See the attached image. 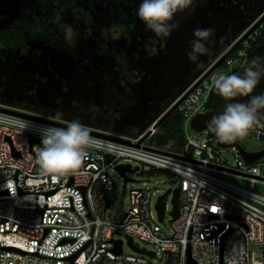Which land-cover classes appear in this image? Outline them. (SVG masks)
Here are the masks:
<instances>
[{"label":"built area","instance_id":"2783aa9c","mask_svg":"<svg viewBox=\"0 0 264 264\" xmlns=\"http://www.w3.org/2000/svg\"><path fill=\"white\" fill-rule=\"evenodd\" d=\"M257 20L168 107L176 105L184 119L186 143L179 152L147 143L158 131L159 116L141 134L107 133L129 142L90 134L102 146L87 149L80 169L63 176L44 174L36 162L42 147L39 129L61 126L0 111V264H155L158 257L165 264H187L189 253L198 264H264V190L257 188L264 185V176L259 160L246 161L236 144L222 146L240 144L243 137L223 142L209 129L196 131L200 138L189 132L192 117L208 111L213 76L247 65L264 33V20L243 36ZM241 38L219 64L227 70L217 66L199 82ZM246 136L264 141V120ZM226 150L233 161L222 156ZM119 164L138 167L134 173L142 174L141 180L126 181L129 170L122 174ZM162 173L173 175L174 188L167 189L178 188L179 206L173 217L165 197L160 221L155 204L166 181L155 176ZM225 176L249 181L250 187ZM119 177L125 179L124 186L134 185L124 217L114 219L107 215L113 206L109 193ZM127 235L153 245L154 256L137 252L129 243L132 250L125 252ZM119 239L120 253L115 250Z\"/></svg>","mask_w":264,"mask_h":264},{"label":"flooded vegetation","instance_id":"af4514ba","mask_svg":"<svg viewBox=\"0 0 264 264\" xmlns=\"http://www.w3.org/2000/svg\"><path fill=\"white\" fill-rule=\"evenodd\" d=\"M52 1L0 0V106L50 116L65 124L79 119L89 130L124 135L140 131L152 118L162 116L171 99L197 74L198 67L187 53L201 18L210 14L224 18L223 33L209 44L211 53L201 57L202 66L211 63L233 36L264 14V3L260 6L259 0H210L207 11L196 17L194 9L204 0H194L192 7L177 17L182 41L176 46L179 41L174 31L164 40L147 30L136 31L137 11H133L131 17H111L113 34L98 39L90 48L64 44L60 30L66 21L84 32V22L92 20V15L84 13L81 21L66 18L71 0H55L56 5ZM130 1L135 6L136 0ZM235 1L239 2L236 10L223 15ZM22 5L28 7L27 12ZM42 5L49 10L43 11ZM90 31L95 35V29ZM153 48L156 53L150 56L148 51Z\"/></svg>","mask_w":264,"mask_h":264},{"label":"clouds","instance_id":"9594fccd","mask_svg":"<svg viewBox=\"0 0 264 264\" xmlns=\"http://www.w3.org/2000/svg\"><path fill=\"white\" fill-rule=\"evenodd\" d=\"M194 0H140L136 15L156 38L164 40L171 36L178 24L174 21L177 13L189 10ZM215 35L213 28H196L187 53L189 61L200 67L202 56L209 55ZM153 48L150 55H155ZM264 78V56L254 57L243 69L242 74L218 73L211 80L212 88L228 102L223 111L207 122L208 129L223 142L244 137L264 120V94L253 95L249 100L234 99L247 97ZM59 102V100H58ZM42 147L37 150L36 162L44 174L63 176L80 169L87 149L101 147L79 119L69 121L66 127L44 125L39 129ZM218 210V209H217Z\"/></svg>","mask_w":264,"mask_h":264},{"label":"rangeland","instance_id":"374dc122","mask_svg":"<svg viewBox=\"0 0 264 264\" xmlns=\"http://www.w3.org/2000/svg\"><path fill=\"white\" fill-rule=\"evenodd\" d=\"M9 1H14V2L16 1V2L20 3V0H7V2H9ZM209 1L210 0H204V4L202 3V6L200 8L194 9L196 11V14H195L196 17H201V14L205 13L207 11L206 6L209 3ZM245 1L247 3H249L252 0H245ZM259 1H260L259 2L260 6H261L262 3H264V0H259ZM70 3H72V5H71L70 9H68L69 12L65 11L66 14L64 16L66 18L72 17L74 19L76 18L77 21H78V19H79V21H81L80 19L83 17V14L89 13L92 15L91 16L92 20H85L84 23H85V26H87V27H85V26L83 27L84 32L79 31V28L73 29V27L65 21L64 23H66V24H63L61 27V30H60L62 33V37H61L62 41H64V44L71 45V46L74 44L80 43L81 45H86V47L90 46V48H91V46H92L91 44H93L94 42L98 43V39H104V38L106 39V37H109L113 34V27L115 25H113V24L111 25V22H110L111 17L116 16V15H120V16L124 15L127 17H131L132 12L137 11L140 0H136L135 6L133 5L132 1H130V0H71ZM52 4L56 5L57 1H55V0L52 1ZM237 5H239L238 1H235V3H230V5L227 9L228 13H226V14L223 13V15L229 16L230 13H232L234 10H236ZM133 7H135L136 9ZM41 8L43 11L49 10L46 5H44V6L42 5ZM62 9L64 10V8H62ZM22 10L24 12H27L28 7H25L22 5ZM180 16H181V13H177L176 16L174 17L175 18L174 22L176 24H179L177 17H180ZM232 16H234V15L232 14ZM201 19H203V20H201L197 24V28H213L215 30V35L213 37H211V41L213 40V38L217 37L216 35H218V33H223L224 28L221 26V24L224 22L223 21L224 18H222V16L220 18V16H218V15L210 14V16L208 18H201ZM135 21L137 24L136 31H141V32L144 31L145 26L138 19L137 16H136ZM90 22H91V24H90L91 27L89 28L88 24ZM233 22L234 21H232V23ZM235 22H236V20H235ZM90 29H95V35L93 33H91ZM174 32L177 33V35H176L177 41H179L176 43V46H180V43L182 41V39L180 38V32H179V30L178 31L174 30ZM86 35H88V36H86ZM189 36H190L189 39H191L192 33ZM80 37H81V39H80ZM168 45H170V43H168ZM214 51L217 52L218 48L214 49ZM148 53L150 54L151 52L148 51ZM178 62H175L173 65L177 66ZM181 64H183V63H181ZM181 64L179 65V71L182 70ZM46 68H48V66H46ZM147 69L151 71L153 69V67L148 66ZM217 70H227V69L224 65H222V66H219L217 68ZM40 117H42V116H40ZM47 118L54 120L50 116H47ZM189 132L192 133L197 138L201 137V133L193 131L192 129H190ZM138 133H139V131L134 132L132 135H137ZM128 136H130V135H128ZM239 142L248 151H257V150L264 148V141H259V140H256L254 138H251L249 136H244L243 138L240 139ZM221 154L223 157H225L229 161L234 160V155L227 150L222 151ZM123 163H127V162H123ZM259 163L261 164L262 176H264V156L260 158ZM172 176L173 175L170 173H162V174H158L157 176H155V179H159V180L164 179L166 181V185H165V187H166L165 191H166L168 187H171L169 185H172L174 188V183H171V181H170ZM127 177L137 179V180H141L142 174H139L138 172L134 173V172L128 171L126 174V178ZM225 178H227L231 181L238 182V183L242 184L243 186L250 187L249 181L239 180L235 176H225ZM124 180L125 179H121L119 177L117 182H116V186H115L114 190L109 193L110 198L113 200V206L111 209H109L107 211V215L113 217L114 219H122L124 217L125 209L130 204L129 190H130V188L133 187L134 184H132L131 182H128L127 185L124 186V182H125ZM257 188H258V190L263 191L264 185H257ZM171 199H172V194L170 193L168 196H166V200L168 202L169 210H171L173 207L172 203H171ZM117 237L118 236H116V238ZM124 239H125L124 246H123L124 251L130 252L132 249L128 245L126 238H124ZM133 240L135 241V243H137L142 248H145L147 250L153 249V245H151L147 242H144V241L138 239L137 237H135ZM154 263L155 264H165V260L163 257H158L154 261Z\"/></svg>","mask_w":264,"mask_h":264},{"label":"water","instance_id":"95a60500","mask_svg":"<svg viewBox=\"0 0 264 264\" xmlns=\"http://www.w3.org/2000/svg\"><path fill=\"white\" fill-rule=\"evenodd\" d=\"M255 20V18L252 19V21ZM264 20V14L262 15V17L260 19H258V21H256V23H254V25L249 29V31H247L243 38L247 37L262 21ZM251 21V22H252ZM240 33V32H239ZM238 33V34H239ZM243 38H241L240 40H238L232 47L231 49L199 80V82H201L210 72H212L217 66H219V64L231 53V51H233L238 45L239 43L243 40ZM257 56H264V42L260 43L258 45H256L253 50H252V57H257ZM210 64V62H208L206 64V66L204 67V69ZM201 73V72H200ZM200 73H198L196 75V77H194V79H196ZM193 79V80H194ZM189 81L188 83H186L184 85V87L171 99V101L168 103V105L166 106V108L163 111H166L168 109V107L172 104V102L180 95L184 92V90L193 82ZM199 82H197L187 93L186 95L192 91L198 84ZM264 85V78L261 79V81L259 82V84L256 86V88L253 90H257L259 88H261ZM234 99H239L241 101H246L249 100V95L247 97H238V98H234ZM228 102V101H227ZM226 102V103H227ZM225 103V105H226ZM225 105L220 108V109H216V110H210L204 113H198L195 116L192 117L191 121H190V127L195 130V131H202L204 129H208L207 127V122L212 118L213 115L223 111V108L225 107ZM176 105L172 106L170 109H168L161 117L160 122L166 118L167 115H169L172 111L175 110ZM0 111L2 112H7V113H11V114H15V115H19V116H23L26 118H30V119H34V120H38V121H42L45 123H49V124H53V125H57V126H61V127H66L67 124L63 123V122H58L55 120H52L50 118H45V117H40V116H36V115H31V114H25L13 109H9V108H4L0 106ZM262 112H264V109L261 110ZM157 117L152 118L150 121H148L147 123H145L143 125V127L140 129L138 134H141L148 126L149 124H151V122L153 120H155ZM90 134L96 135V136H100V137H104V138H111V139H116V140H120V141H125V142H129L128 140L124 139V138H120V137H116L114 135L111 134H107V133H102V132H97V131H92L89 130ZM124 135V134H122ZM215 135V134H214ZM232 144H236L239 147L240 153L242 155V157L248 161V162H256L258 160H260L261 157L264 156V148L257 150V151H248L246 150L242 145L238 144V143H229V144H222V146H231ZM117 169L122 173L125 174L126 171H131V172H135L136 170H138V167L136 168H132L130 164H119L117 166ZM128 180H132L129 179L128 177L126 178V181ZM172 194V199H171V203L173 206L172 211H170V214L173 217H176L177 213H178V206H179V190L178 188H175L173 190L171 189H167L162 195H160L158 197V200L155 204V207L158 211L159 214V219L160 221L164 220V214H165V205H166V200L165 197L168 196L169 194ZM107 205L110 206V199H108L107 201ZM127 239H128V243L132 246V248L134 250H136L139 253H143V254H148L151 256H154V252L150 251V250H145L143 248H140L138 246H136L133 242V238L132 236L127 235ZM117 245L115 247L116 252H121L122 250V240L119 239L116 241ZM187 264H198L195 260L192 259V257L190 256V253L188 254V259H187Z\"/></svg>","mask_w":264,"mask_h":264},{"label":"trees","instance_id":"16d2710c","mask_svg":"<svg viewBox=\"0 0 264 264\" xmlns=\"http://www.w3.org/2000/svg\"><path fill=\"white\" fill-rule=\"evenodd\" d=\"M263 42H264V33L258 39L255 46ZM252 59L253 57L251 53L246 66L242 68H236L233 72L229 74H232V73L242 74L243 69L251 63ZM260 94H264V85L261 88L250 93L249 99L253 95H260ZM226 102L227 100L221 97L213 89L210 99L208 101V111L220 109L225 105ZM147 143L149 145H152L158 148H165L171 151L179 152L180 150H182L183 147L185 146L186 139H185V132H184V119L181 113H179L177 110H174L169 115H167L166 118H164L160 122L158 131L148 139Z\"/></svg>","mask_w":264,"mask_h":264},{"label":"crops","instance_id":"0c3cea01","mask_svg":"<svg viewBox=\"0 0 264 264\" xmlns=\"http://www.w3.org/2000/svg\"><path fill=\"white\" fill-rule=\"evenodd\" d=\"M239 35H240V33H239V34H236L235 36H233V37L231 38V40H230L231 42L229 41L230 43H229L228 45H226L224 48H222L221 50H219V51L214 55V58H215L216 56H218L221 52H223V51H224V50H225V49H226V48H227V47H228V46H229V45H230V44H231V43H232V42H233L238 36H239ZM214 58H213V59H214ZM206 64H207V63H206ZM206 64L202 65L201 67H198V72H197V74L200 73V72L202 73V72L204 71V67L206 66ZM207 67H208V66H207ZM207 67H206V68H207ZM206 68H205V69H206ZM201 73H200V74H201ZM197 74H196V75H197ZM196 75H195L194 77H196ZM194 77H192V78H191L190 80H188L186 83H188L189 81H192V80L194 79ZM186 83H185V84H186ZM183 87H184V86H183Z\"/></svg>","mask_w":264,"mask_h":264}]
</instances>
